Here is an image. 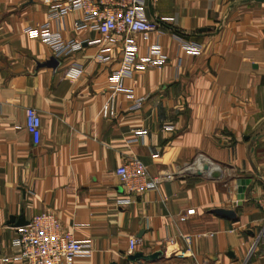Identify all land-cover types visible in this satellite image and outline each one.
Masks as SVG:
<instances>
[{
	"label": "crops",
	"instance_id": "1",
	"mask_svg": "<svg viewBox=\"0 0 264 264\" xmlns=\"http://www.w3.org/2000/svg\"><path fill=\"white\" fill-rule=\"evenodd\" d=\"M68 1L0 0V264H23L16 221L45 211L93 251L76 264H264V1L149 0L159 27L128 35L136 59L108 117L126 36L105 39L79 9L55 16ZM43 22L82 47L56 56L25 32ZM156 45L165 61L143 66ZM70 67L82 70L77 79ZM30 107L39 143L26 128ZM135 158L151 176L184 174L129 192L117 169ZM170 237L178 242L166 250Z\"/></svg>",
	"mask_w": 264,
	"mask_h": 264
},
{
	"label": "built area",
	"instance_id": "2",
	"mask_svg": "<svg viewBox=\"0 0 264 264\" xmlns=\"http://www.w3.org/2000/svg\"><path fill=\"white\" fill-rule=\"evenodd\" d=\"M149 0H69L55 14L63 16L72 10H82L87 19L94 20V26L105 36L111 38L112 34L125 35L124 55L118 68L113 73L111 80L113 90L108 100L102 107L104 117L116 114L117 93L125 88L124 82L130 67L136 59V45L128 36L130 33H140L144 37L159 27V23L148 18L147 4ZM84 23L80 27H87ZM25 32L32 37H38L48 44L56 56H67L82 47V42L76 39H64L63 36L51 29L50 22L28 26ZM186 49L193 54H198L202 50L201 45L193 42L185 43ZM153 55H157L156 57ZM165 56L160 54V47L153 46L152 55L141 59L143 66L160 67L165 61ZM106 59V58H105ZM82 73L80 68L70 67L66 75L77 79ZM142 100H138L134 108H139ZM25 124L32 135L34 143H39L42 134V120L38 111L34 108H27L25 114ZM125 188L129 192H140L143 190H156L166 181H173L182 176L183 171L161 170L156 175L151 176L146 165L135 158L122 164L117 169ZM195 214V209L191 208L184 215L180 216L181 221L187 220ZM189 245L192 242L190 235L179 234ZM177 237H170L166 241V250L171 245L176 244ZM16 244L20 249V259L23 264H76L79 256L91 257L93 251L82 240L78 239L73 232L62 229L59 217L52 211H45L33 216L28 224L18 228ZM139 245V240L131 238L128 251L130 253ZM188 252L190 246H188ZM175 253L184 255L186 252L177 250ZM90 264V263H89ZM191 264H198L193 262Z\"/></svg>",
	"mask_w": 264,
	"mask_h": 264
},
{
	"label": "water",
	"instance_id": "3",
	"mask_svg": "<svg viewBox=\"0 0 264 264\" xmlns=\"http://www.w3.org/2000/svg\"><path fill=\"white\" fill-rule=\"evenodd\" d=\"M251 1H264V0H237L231 5L230 8H233L236 5L249 3ZM202 30L204 31L205 29H202ZM213 212L216 213L217 215L225 217V218H231L232 219V218L236 217V213L232 209L215 208V209H213ZM12 221H14V217H12ZM28 222L29 221L26 220L24 216H21L20 218L17 219L16 225L18 227H21V226H24V225L28 224ZM142 256H143V254L140 252V253H135L134 255H131L130 258L135 260V259H138V258H140Z\"/></svg>",
	"mask_w": 264,
	"mask_h": 264
}]
</instances>
